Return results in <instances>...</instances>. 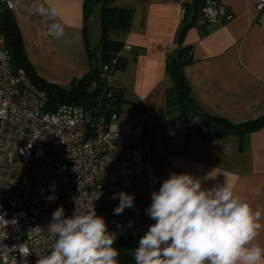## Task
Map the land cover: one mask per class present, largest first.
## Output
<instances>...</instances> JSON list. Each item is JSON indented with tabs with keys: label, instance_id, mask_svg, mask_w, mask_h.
<instances>
[{
	"label": "crops",
	"instance_id": "obj_1",
	"mask_svg": "<svg viewBox=\"0 0 264 264\" xmlns=\"http://www.w3.org/2000/svg\"><path fill=\"white\" fill-rule=\"evenodd\" d=\"M257 0H219L234 17L222 24L198 26L188 13L191 0H108V7L133 10L127 32L111 31L110 39L129 48L124 70L106 81L119 90L120 111L142 113L148 108L168 122V176L188 173L211 188L233 185L253 210L261 211L264 225V127L242 135L201 139L191 128L190 115L173 119L166 108V90L172 80L166 62L179 47L189 50L191 61L183 67L193 101L207 114L240 124L264 115V9ZM37 0H18L13 14L25 55L38 76L68 86L92 66L87 54L100 38L101 5L95 4L87 21L84 0H47L60 10L64 35H47L49 21L32 10ZM44 3L46 0H39ZM182 32L181 38L180 33ZM124 46V47H125ZM264 246V228L255 241Z\"/></svg>",
	"mask_w": 264,
	"mask_h": 264
},
{
	"label": "built area",
	"instance_id": "obj_2",
	"mask_svg": "<svg viewBox=\"0 0 264 264\" xmlns=\"http://www.w3.org/2000/svg\"><path fill=\"white\" fill-rule=\"evenodd\" d=\"M0 2L15 8L9 0ZM255 7L264 9V0ZM185 13L181 9L182 18ZM233 17L219 0H204L194 22L222 25ZM106 70L101 77L107 81ZM47 106L45 91L24 69H13L0 33V264H36L48 255L55 238L47 226L61 206L66 216L94 206L115 241L139 240L155 223L146 209L168 178L166 119L151 108L119 109L102 122L81 105ZM122 191L134 197V206L115 215L119 199L112 196Z\"/></svg>",
	"mask_w": 264,
	"mask_h": 264
},
{
	"label": "clouds",
	"instance_id": "obj_3",
	"mask_svg": "<svg viewBox=\"0 0 264 264\" xmlns=\"http://www.w3.org/2000/svg\"><path fill=\"white\" fill-rule=\"evenodd\" d=\"M32 10L49 21L47 35H64L56 4L37 0ZM202 185L191 174L170 173L152 192L146 213L155 223L134 249L135 264H264V246L253 243L264 228L261 211L227 182ZM112 198L119 199L115 215L134 206V197L126 192ZM47 227L55 242L36 264H118L115 234L94 206L71 216L58 207Z\"/></svg>",
	"mask_w": 264,
	"mask_h": 264
},
{
	"label": "trees",
	"instance_id": "obj_4",
	"mask_svg": "<svg viewBox=\"0 0 264 264\" xmlns=\"http://www.w3.org/2000/svg\"><path fill=\"white\" fill-rule=\"evenodd\" d=\"M107 2L108 0H84L83 11L86 21L92 7L98 3L101 5L100 38L97 45L100 56L96 57L94 51L87 48L88 58L91 63L94 59L95 64L92 63L89 72L78 79H73L66 87L51 84L36 74L25 55L14 14L0 2V33L10 52L12 67L14 70L24 69L34 85L45 91L48 98L47 110H53L62 103L77 104L91 110L93 118L102 122H107L111 114L119 110L123 102L121 92L108 86L101 74L104 72V67H107L106 71L110 75L116 70L125 69L126 58L121 55L125 45L121 41L110 39L109 34L111 31L127 32L130 29L133 10L108 7ZM203 5L204 0H191L190 8L186 9L183 17L184 20L189 13L191 21L184 23L182 32L194 22L196 14ZM190 61L189 50L179 47L166 62V73L172 80V86L166 90V108L168 111L176 112L173 119L190 115L191 128L201 139L221 138L230 134L242 135L264 127V115L244 123L232 124L226 119L211 116L198 107L190 96L189 86L183 74V67ZM93 82L95 88L90 91L88 87ZM107 92L110 96H107ZM138 245L139 240L134 236L115 241L114 247L120 253L118 264H135L133 253Z\"/></svg>",
	"mask_w": 264,
	"mask_h": 264
},
{
	"label": "rangeland",
	"instance_id": "obj_5",
	"mask_svg": "<svg viewBox=\"0 0 264 264\" xmlns=\"http://www.w3.org/2000/svg\"><path fill=\"white\" fill-rule=\"evenodd\" d=\"M98 43L99 42H95V43H92V45L93 44H95V45H93V49H94V53H95V55H96V57H98V56H100V50H99V48L97 47V45H98ZM92 63H93V65L95 64V60L94 59H92ZM95 88V83L93 82L89 87H88V90H93Z\"/></svg>",
	"mask_w": 264,
	"mask_h": 264
}]
</instances>
